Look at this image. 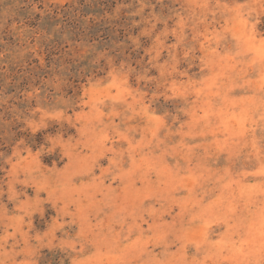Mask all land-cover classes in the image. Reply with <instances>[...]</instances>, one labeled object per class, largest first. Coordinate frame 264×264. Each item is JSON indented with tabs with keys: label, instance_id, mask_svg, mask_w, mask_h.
Listing matches in <instances>:
<instances>
[{
	"label": "rangeland",
	"instance_id": "374dc122",
	"mask_svg": "<svg viewBox=\"0 0 264 264\" xmlns=\"http://www.w3.org/2000/svg\"><path fill=\"white\" fill-rule=\"evenodd\" d=\"M0 264H264V0H0Z\"/></svg>",
	"mask_w": 264,
	"mask_h": 264
}]
</instances>
